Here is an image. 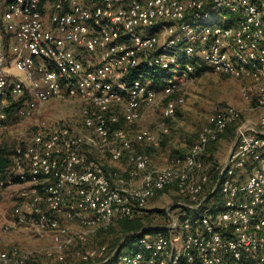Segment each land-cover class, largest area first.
<instances>
[{"label": "built area", "instance_id": "1", "mask_svg": "<svg viewBox=\"0 0 264 264\" xmlns=\"http://www.w3.org/2000/svg\"><path fill=\"white\" fill-rule=\"evenodd\" d=\"M196 73L235 79L258 116L219 109L184 156L153 166L135 145L156 136L131 127L159 103L171 118ZM51 99L77 103L83 129L44 118ZM21 119L33 132L0 179V188L18 185L3 232L49 234L42 253L56 262L78 245L92 264H264V0H0V135ZM236 122L232 149L211 165L210 144ZM89 151L126 158L128 168L107 169ZM168 188L177 195L168 221L145 224L152 231H138L134 250L86 247L99 230L146 215ZM31 255L0 248V264Z\"/></svg>", "mask_w": 264, "mask_h": 264}, {"label": "rangeland", "instance_id": "2", "mask_svg": "<svg viewBox=\"0 0 264 264\" xmlns=\"http://www.w3.org/2000/svg\"><path fill=\"white\" fill-rule=\"evenodd\" d=\"M11 69L14 74L18 76L22 75L13 68V65ZM179 94L184 100L181 104L177 105L176 111L178 114L175 113L168 119L162 118V105L159 103L152 109H149L143 116V118L148 116L147 120L143 119L138 124L131 127L132 130L140 128L148 129L156 136V144L142 143L140 145H135V151L147 154L153 166L159 167L165 164L166 160L170 158V154L179 153L178 151H180V153L186 152L188 146L196 139L206 118L215 111L227 106H233L242 109L243 114L248 112L244 109L247 103L240 97L238 82L230 77L205 73L194 79L185 81ZM79 114L80 109L77 103L62 101L60 99L49 100L43 106L41 113L44 118L61 120V122L67 124L72 129L80 131L83 127ZM163 127L167 128L166 133H162ZM32 132V119H21L17 124L11 125L8 131L0 135V147L5 149L6 153L12 157L15 146L21 139L28 141ZM234 138L235 134L233 137H223L222 140L218 141L215 146L217 149L213 151V154L211 153V155L208 156L205 155L206 161H209L211 165L220 163L225 157ZM212 149H214V145ZM93 153L94 151H89L86 152V155L89 158L97 159L105 165L107 169H111L106 163L110 161L108 154L96 153L93 155ZM104 159L106 162H104ZM118 163L123 166L127 164L125 160L119 161ZM115 170L118 171L116 168ZM17 190L18 185L15 184L4 185L0 188V231L7 224L5 220H1V213L5 214V217H8ZM172 192H174V189L168 188L156 195L152 205H150V208H156V210L152 211L151 209H147L148 216L145 218V224L156 225L168 221V218L165 216V210L170 203L177 199V195L172 194ZM214 202L217 206L220 204V200L218 199H215ZM158 210H162V212H157ZM151 211L153 212L152 214ZM23 228L24 226L9 227L6 232H11L10 235L13 245L32 253L29 260L30 263L87 264L75 254L77 246H73L66 251L63 262H56L47 258L42 252L51 246V236L46 233L35 231L33 228ZM6 235L7 234L3 233V237ZM124 238L125 235L121 232L118 223H115L109 228L99 230L95 235H91L88 238L86 247L94 248L98 245H106L109 250H112L121 245ZM92 263L93 262H90L88 264Z\"/></svg>", "mask_w": 264, "mask_h": 264}, {"label": "trees", "instance_id": "3", "mask_svg": "<svg viewBox=\"0 0 264 264\" xmlns=\"http://www.w3.org/2000/svg\"><path fill=\"white\" fill-rule=\"evenodd\" d=\"M195 75H196V77L200 76L199 73H196ZM18 106H19V103H15L13 106L14 110H16L18 108ZM175 113L178 114L177 111H175ZM237 124H238V122H236L232 125H229L225 129V131L223 132L224 135L227 137H233L235 134V128H236ZM192 143L188 146L186 152L188 151V149L190 148ZM214 143H211L209 148L212 147L214 145ZM178 152L179 153H176V154H170V157H176V156L182 157L186 153V152L180 153V151H178ZM10 165H11V157L9 156V154L6 153L5 149L0 147V179L5 177V171L10 167ZM14 182H17L16 179H14ZM215 198H217L216 193H215ZM151 210L155 211L156 208H153ZM152 211H151V214L153 213ZM157 212H162V210H158ZM146 216H148V211H147V214L141 218L125 219V220H121V221L117 222L119 227H120L121 232L123 233V235H125V238H124L122 244L118 246L119 247L118 253H121V251H132V250H134L135 243L139 237V235L137 233H138V231L144 229V226H145L144 221H145ZM151 231L152 230L144 229L143 233L151 232ZM74 246L78 247V245H74ZM71 247H73V246H71ZM84 262L87 264L90 263V261H88V262L84 261ZM114 263H115V257L112 258L109 262L104 263V264H114ZM28 264H38V263H34V262L30 263L28 261ZM54 264H61V263H54Z\"/></svg>", "mask_w": 264, "mask_h": 264}, {"label": "crops", "instance_id": "4", "mask_svg": "<svg viewBox=\"0 0 264 264\" xmlns=\"http://www.w3.org/2000/svg\"><path fill=\"white\" fill-rule=\"evenodd\" d=\"M244 109H245V107H244ZM248 112L245 114H242V118L243 119H247V118H250V119H255L257 116H258V113H259V111H260V109H255V110H252V111H249V110H247ZM147 113V111L144 113V115ZM143 115V116H144ZM143 119H145V120H147L148 119V116L147 117H145V118H143L142 117V119L140 120V121H142ZM139 121V122H140ZM138 122V123H139ZM206 122V121H205ZM137 123V124H138ZM223 137H227V136H225L224 135V133H222L221 134V136L219 137V139L214 143V149H212V147L211 148H209L208 150H207V152H206V156H208V155H211V153L213 154V151H215L217 148L215 147L216 146V143L218 142V141H220V140H222L223 139ZM235 139V138H234ZM233 143H234V140H233V142H232V144L229 146V148H228V151H227V153H226V155H225V157L229 154V152H230V150L232 149V146H233ZM94 154H96L95 152L93 153V155ZM109 157V156H108ZM224 157V158H225ZM224 158H223V160H224ZM122 160H125L126 161V158H123ZM122 160H120V161H122ZM222 160V161H223ZM104 162H106L105 161V159H104ZM119 161H112V160H110L109 162H106L107 164H108V166L111 168V170H115V168L118 170V171H120V172H125L126 170H127V164H126V166H123L122 164H119L118 163ZM126 163H127V161H126ZM105 166V165H104ZM172 194H176L175 192H172ZM16 196V195H15ZM154 198H156V196L154 197ZM154 198H151V199H149V201H148V203H147V209H153V208H150V205H152V203H153V200H154ZM14 200H15V198H14ZM6 219H7V217H5V214H3V213H1V220H5L6 221ZM24 229V228H23ZM3 233H5V234H7L6 236H4L3 237ZM10 233L11 232H3L2 230L0 231V248H2V249H5V248H8V247H10V246H12L13 244H12V240H11V235H10ZM18 240V239H17ZM17 240H15V241H17ZM18 242V241H17ZM21 242V241H20Z\"/></svg>", "mask_w": 264, "mask_h": 264}, {"label": "water", "instance_id": "5", "mask_svg": "<svg viewBox=\"0 0 264 264\" xmlns=\"http://www.w3.org/2000/svg\"><path fill=\"white\" fill-rule=\"evenodd\" d=\"M233 147V146H232Z\"/></svg>", "mask_w": 264, "mask_h": 264}]
</instances>
